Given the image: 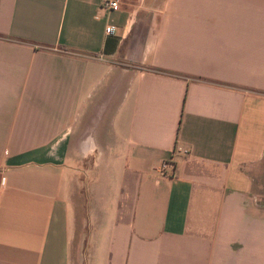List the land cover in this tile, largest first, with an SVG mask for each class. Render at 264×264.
Instances as JSON below:
<instances>
[{
    "label": "crops",
    "instance_id": "0c3cea01",
    "mask_svg": "<svg viewBox=\"0 0 264 264\" xmlns=\"http://www.w3.org/2000/svg\"><path fill=\"white\" fill-rule=\"evenodd\" d=\"M118 2L0 0V264H264V0Z\"/></svg>",
    "mask_w": 264,
    "mask_h": 264
},
{
    "label": "rangeland",
    "instance_id": "374dc122",
    "mask_svg": "<svg viewBox=\"0 0 264 264\" xmlns=\"http://www.w3.org/2000/svg\"><path fill=\"white\" fill-rule=\"evenodd\" d=\"M97 169V167H96ZM89 225H78L76 227L75 237L71 247L70 264H87L90 256Z\"/></svg>",
    "mask_w": 264,
    "mask_h": 264
},
{
    "label": "built area",
    "instance_id": "2783aa9c",
    "mask_svg": "<svg viewBox=\"0 0 264 264\" xmlns=\"http://www.w3.org/2000/svg\"><path fill=\"white\" fill-rule=\"evenodd\" d=\"M103 6L107 9H117L118 6H119V2L118 0H103ZM116 30V26L112 23H107L105 26H104V32L106 34H113ZM167 166H171L170 163L167 161V160H164V161H161L160 165L157 167L158 169V172L161 174L164 173L165 171V168Z\"/></svg>",
    "mask_w": 264,
    "mask_h": 264
}]
</instances>
